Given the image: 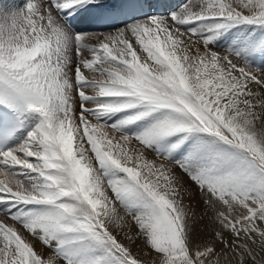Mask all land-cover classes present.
<instances>
[{
  "label": "snow or ice",
  "instance_id": "obj_1",
  "mask_svg": "<svg viewBox=\"0 0 264 264\" xmlns=\"http://www.w3.org/2000/svg\"><path fill=\"white\" fill-rule=\"evenodd\" d=\"M264 0H0V264H264Z\"/></svg>",
  "mask_w": 264,
  "mask_h": 264
},
{
  "label": "rangeland",
  "instance_id": "obj_2",
  "mask_svg": "<svg viewBox=\"0 0 264 264\" xmlns=\"http://www.w3.org/2000/svg\"><path fill=\"white\" fill-rule=\"evenodd\" d=\"M263 257H264V252L257 250V259L259 260L264 259ZM246 264H247V261H246Z\"/></svg>",
  "mask_w": 264,
  "mask_h": 264
},
{
  "label": "bare ground",
  "instance_id": "obj_3",
  "mask_svg": "<svg viewBox=\"0 0 264 264\" xmlns=\"http://www.w3.org/2000/svg\"><path fill=\"white\" fill-rule=\"evenodd\" d=\"M264 258V257H263ZM259 260V259H258ZM260 261H264V259H261Z\"/></svg>",
  "mask_w": 264,
  "mask_h": 264
}]
</instances>
